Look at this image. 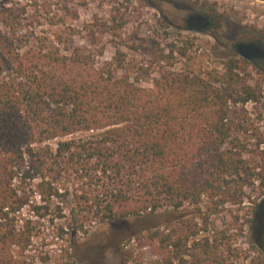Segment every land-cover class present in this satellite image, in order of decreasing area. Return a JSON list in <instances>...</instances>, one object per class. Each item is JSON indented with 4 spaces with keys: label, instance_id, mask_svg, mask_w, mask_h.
I'll return each mask as SVG.
<instances>
[{
    "label": "trees",
    "instance_id": "16d2710c",
    "mask_svg": "<svg viewBox=\"0 0 264 264\" xmlns=\"http://www.w3.org/2000/svg\"><path fill=\"white\" fill-rule=\"evenodd\" d=\"M104 4L81 29L53 16L61 30L40 33L38 8L0 3V264H94L78 248L97 226L160 211L186 213L139 232L122 264H264V244L238 245L264 188L263 133L242 114L263 98L254 61L177 68L187 43H139L128 6Z\"/></svg>",
    "mask_w": 264,
    "mask_h": 264
},
{
    "label": "rangeland",
    "instance_id": "374dc122",
    "mask_svg": "<svg viewBox=\"0 0 264 264\" xmlns=\"http://www.w3.org/2000/svg\"><path fill=\"white\" fill-rule=\"evenodd\" d=\"M11 1V0H0ZM28 4V11L34 13L38 8L37 15L42 16L39 24H36L40 33H52L61 30L60 25L50 24L53 16L56 21L62 23H73L77 28L93 19L95 15H106L108 6L104 0H69V4L74 10L79 11L78 20H70L69 17L62 15L63 1L59 0H12ZM125 6H128V14L131 19L130 26L127 29L128 35L135 36L141 40L149 39L150 36L156 37L163 43L172 42L177 44H186L189 46L190 59H179L177 68H189L200 71L205 69L223 68L224 63L232 57H240L234 49L236 41H253L258 38L264 43V1L260 0H119ZM204 1L210 3L217 2L216 12L210 13L201 9L200 5ZM66 2V1H64ZM201 13L211 17L214 26L208 31L196 32L187 30L186 18L189 14ZM63 29V28H62ZM137 33V34H135ZM139 35V37H138ZM141 57H139L140 59ZM249 72L252 75V84L257 85L263 93L261 103H248L242 114L247 115L251 120L250 129H261L264 137V62L261 64H252ZM259 114L262 119L258 120ZM244 134L243 138L253 145L256 139H252L251 133ZM264 151V145L260 148ZM261 196L259 206L251 223H247L246 212L248 207L252 206V201L247 199L242 217L245 221L244 237L238 245L244 249L259 247L264 244V188H258L255 196ZM236 207H234V210ZM236 211V210H235ZM186 211H160L153 215L135 217L122 221H115L105 225L97 226L87 237L85 244L78 248L79 253L87 261L94 264H122L125 258L121 251L123 245L126 247H138L135 241L136 235L144 230L168 222L177 220L180 215ZM218 219L219 224L227 220L229 216L226 212L213 215ZM147 248V249H146ZM147 256L153 254L146 247ZM137 250L136 253H139Z\"/></svg>",
    "mask_w": 264,
    "mask_h": 264
},
{
    "label": "water",
    "instance_id": "95a60500",
    "mask_svg": "<svg viewBox=\"0 0 264 264\" xmlns=\"http://www.w3.org/2000/svg\"><path fill=\"white\" fill-rule=\"evenodd\" d=\"M211 24L210 16L201 13H192L186 18L187 30L189 31L203 32ZM233 46L240 57L249 61L264 60V45L261 43L255 41H236Z\"/></svg>",
    "mask_w": 264,
    "mask_h": 264
},
{
    "label": "flooded vegetation",
    "instance_id": "af4514ba",
    "mask_svg": "<svg viewBox=\"0 0 264 264\" xmlns=\"http://www.w3.org/2000/svg\"><path fill=\"white\" fill-rule=\"evenodd\" d=\"M239 41H241V40H239ZM256 42H257V41H256ZM258 43H261V42L259 41ZM261 44L264 45V43H261ZM262 62H264V60H254V63H255V64H261Z\"/></svg>",
    "mask_w": 264,
    "mask_h": 264
}]
</instances>
